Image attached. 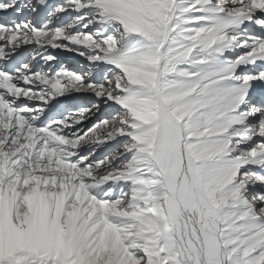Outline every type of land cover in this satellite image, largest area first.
I'll return each instance as SVG.
<instances>
[{"label": "snow or ice", "instance_id": "obj_1", "mask_svg": "<svg viewBox=\"0 0 264 264\" xmlns=\"http://www.w3.org/2000/svg\"><path fill=\"white\" fill-rule=\"evenodd\" d=\"M0 264H264V0H0Z\"/></svg>", "mask_w": 264, "mask_h": 264}]
</instances>
